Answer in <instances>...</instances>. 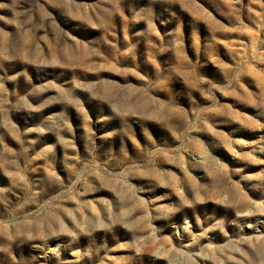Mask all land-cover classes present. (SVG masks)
I'll use <instances>...</instances> for the list:
<instances>
[{"label": "rangeland", "instance_id": "1", "mask_svg": "<svg viewBox=\"0 0 264 264\" xmlns=\"http://www.w3.org/2000/svg\"><path fill=\"white\" fill-rule=\"evenodd\" d=\"M264 0H0V264H264Z\"/></svg>", "mask_w": 264, "mask_h": 264}, {"label": "bare ground", "instance_id": "2", "mask_svg": "<svg viewBox=\"0 0 264 264\" xmlns=\"http://www.w3.org/2000/svg\"><path fill=\"white\" fill-rule=\"evenodd\" d=\"M262 228H264V220L262 221Z\"/></svg>", "mask_w": 264, "mask_h": 264}]
</instances>
